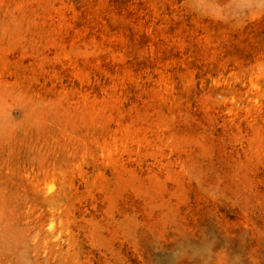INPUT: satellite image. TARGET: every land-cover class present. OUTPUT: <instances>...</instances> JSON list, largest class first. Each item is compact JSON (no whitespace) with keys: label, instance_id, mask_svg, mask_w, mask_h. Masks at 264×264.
I'll return each mask as SVG.
<instances>
[{"label":"rangeland","instance_id":"rangeland-1","mask_svg":"<svg viewBox=\"0 0 264 264\" xmlns=\"http://www.w3.org/2000/svg\"><path fill=\"white\" fill-rule=\"evenodd\" d=\"M0 264H264V0H0Z\"/></svg>","mask_w":264,"mask_h":264}]
</instances>
